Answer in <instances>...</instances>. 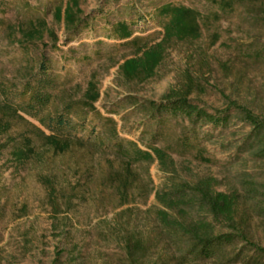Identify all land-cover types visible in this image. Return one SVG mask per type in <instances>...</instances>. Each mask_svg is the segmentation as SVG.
<instances>
[{
	"label": "rangeland",
	"instance_id": "rangeland-1",
	"mask_svg": "<svg viewBox=\"0 0 264 264\" xmlns=\"http://www.w3.org/2000/svg\"><path fill=\"white\" fill-rule=\"evenodd\" d=\"M161 1L193 7L203 14L217 9L205 0ZM55 3L0 0V18L16 25L24 15H44L57 39L53 45L44 35L43 41L51 45L43 48L38 43L29 58L45 54L50 71L58 79L69 81V87L79 85L73 88L77 96L93 77L99 91L94 105L101 115L117 122L122 137L137 140L140 146L147 141L160 147L172 143L186 121L167 117L165 124L153 123L134 105L147 99L160 100L170 91L188 89L190 98L210 110L234 101L264 116V58H259L264 50V0L235 4L218 20L201 26L195 39L171 40L150 76L130 80L118 67L132 56L131 48L107 36L103 28L107 20L131 18L137 21L131 26L132 36L149 43L158 41L162 29L151 17L149 0H79L82 16L94 18L90 27L79 33H71L63 22L54 21ZM9 35V28L0 29V75L12 78L25 56ZM22 125L12 126L11 135L26 131ZM143 128L151 132L141 135ZM199 130V143L209 160L196 159L192 151L173 154L172 171H165L156 161L134 165L139 177L130 186L127 203H122L116 188L101 178L108 170L107 158L77 150L57 155L48 166L32 160L16 166L9 158V148L0 151V264H252L237 255L239 246L227 248L222 256L185 260V247L167 237L156 218V211L163 207L156 202L154 192L166 188L171 175L190 184L210 177L214 189L237 192L235 222L264 247V218L251 200L241 196L243 180L264 182V161L253 159L240 148L248 126L233 118L226 127L208 125ZM48 171L55 172L63 186L78 185V193L68 205L66 197L59 198L57 208L50 203L38 177V173ZM169 212L187 224L208 221L214 233L227 230L225 221H214L203 213ZM128 235L146 243L141 254H127L124 238Z\"/></svg>",
	"mask_w": 264,
	"mask_h": 264
},
{
	"label": "trees",
	"instance_id": "trees-1",
	"mask_svg": "<svg viewBox=\"0 0 264 264\" xmlns=\"http://www.w3.org/2000/svg\"><path fill=\"white\" fill-rule=\"evenodd\" d=\"M205 1L217 9L203 14L186 5L149 0L151 17L162 29L160 39L150 43L132 36L131 26L137 21L131 18L106 19L103 29L107 36L122 41L121 45L128 46L132 51V56L125 58L118 67L123 77L130 80L140 75L143 78L150 76L171 40L195 39L201 26L218 20L221 13L231 11L235 4L245 5V2L259 0ZM52 17L58 23L63 22L71 33L90 27L94 19L82 16L79 0H56ZM4 26L10 29L11 43L25 56L24 64L14 77L0 75V151L9 148V158L16 166L29 160L48 166L57 155L65 156L77 150L88 155L96 154L107 158L108 170L101 178L116 188L122 203H127L130 186L139 177L133 169L134 165L156 161L165 171H172V155L192 151L196 159L208 161L203 154L205 149L199 143V129L208 125L226 127L233 118L241 120L249 129L241 142V151L248 152L255 160L264 161V116L234 101H228L222 109L210 110L190 98L188 89L167 92L160 100L134 102L138 110L146 114L147 121L160 125L166 123L167 117L186 121L182 133L176 135L172 143L160 147L147 141L142 147L137 140L122 137L117 122L112 117L101 115L94 105L99 91L93 77L77 96V89H74L79 85L69 87V81L58 79L50 71L45 54L41 52L37 59L29 58V52L38 43L45 48L54 45L57 39L44 15H24L16 25L6 24L0 18V29ZM44 35L51 44L43 41ZM260 57L264 58V50ZM19 122H23L22 126L27 130L11 135L10 129ZM148 132L151 130L143 128L140 134ZM2 136H5L4 140H1ZM115 161L120 162L118 166L113 165ZM38 177L54 208L59 205V198L63 200L66 197L64 202L68 205L78 193V185L59 184L58 175L53 171L40 172ZM170 177L166 188L154 192L156 202L163 207L156 211V218L167 237L185 247L182 255L185 260L222 256L227 248L239 246L238 256L250 260L252 264H264V247L252 241L235 222L234 214L239 201L237 192L214 189L210 177L195 184L177 180L174 175ZM242 183L241 196L251 200L257 214L264 218V205L261 203L264 202V182L249 178ZM169 210L182 215L195 211L210 216L214 221L222 219L227 223V230L214 233L211 224L202 219L195 224L184 223V219L172 215ZM124 244L129 255L141 254L146 248V243L135 235L125 237Z\"/></svg>",
	"mask_w": 264,
	"mask_h": 264
}]
</instances>
